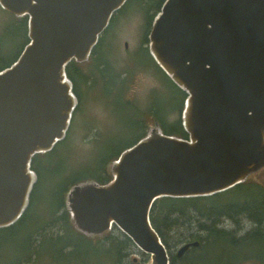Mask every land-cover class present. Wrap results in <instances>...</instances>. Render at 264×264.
<instances>
[{
  "label": "water",
  "instance_id": "obj_1",
  "mask_svg": "<svg viewBox=\"0 0 264 264\" xmlns=\"http://www.w3.org/2000/svg\"><path fill=\"white\" fill-rule=\"evenodd\" d=\"M127 0H0L27 18V44L0 70V229L26 211L34 156L51 151L70 127L77 99L66 67L85 62ZM148 51L185 93L187 138L155 126L109 166L106 184L69 189L65 207L87 237L114 227L148 257L169 264L150 223L161 198L228 191L264 168V0H165ZM198 242L184 244L181 257Z\"/></svg>",
  "mask_w": 264,
  "mask_h": 264
},
{
  "label": "trees",
  "instance_id": "obj_2",
  "mask_svg": "<svg viewBox=\"0 0 264 264\" xmlns=\"http://www.w3.org/2000/svg\"><path fill=\"white\" fill-rule=\"evenodd\" d=\"M164 1L127 0L122 8L113 15L107 29L99 38L89 58L85 61L90 62V68L84 70L81 67V63L73 61L67 65L66 75L72 83L73 93L77 99L76 108L79 107L80 103L82 104L83 94L86 89L88 90L92 86L94 80L92 72L96 71L103 83H107L110 89L113 84V87L117 88L116 90L119 94L121 93L122 102L137 110L139 114L143 115L141 119L145 120L140 108L134 106L135 102L131 103L130 101L123 100L124 91H122V88L126 85L125 82L127 80L125 78L128 79L129 77L130 79V75H127L125 71L120 72L115 70L112 59L108 60V58H103L101 54V50L105 47L106 36L112 33L111 29L114 21L134 13L139 14L142 17L144 31L139 52L149 57L152 62L151 65L163 74L180 100V105L177 109L176 107L173 108L171 103H168L165 105L163 113H157L153 110L154 107H152L148 109L149 115H147L159 122V125L156 124L155 126L163 134L185 139L187 135L182 127L181 112L186 95L162 72L148 51V35L151 30V25ZM20 20V23H13V28L21 29L22 31L20 34L23 39L21 48L15 57H13L12 61L0 66V70L11 65L28 42L27 18L22 17ZM3 32H5V29L4 31L2 30L1 35H3ZM85 62L82 63L89 65V62ZM151 65L150 67L153 69ZM112 73H114L113 78ZM122 81L123 83H121ZM175 111L180 113L179 120L172 125L165 124L164 118ZM73 116L65 138L58 142L51 151L38 154L31 161V170L35 173L36 182L30 195L29 205L21 218L14 225L0 229V264H43L45 261L50 264H124L129 251L134 248L130 240L115 227L112 231L106 232L101 236L87 237L79 233L74 228L66 210L65 197L71 187L80 183H108L111 180L109 170L111 163L118 158L122 151L145 137L149 131L150 128L145 130L143 123L141 124L142 133L134 141L120 149L117 154L102 159L97 166V168H100L98 172L89 175L88 177L90 178L88 179H71L68 184L63 185L61 188L53 186L52 191L49 192V198L46 200L48 201L49 207H45L47 209L41 210L38 214L34 213L37 209V194L42 185L39 167L41 159L48 158V156L53 157L58 146L68 144L67 137L74 121ZM167 128L171 131L170 134L165 133ZM39 159L40 161H38ZM69 169L65 170L62 174H67ZM57 172H59L58 169L56 170ZM251 184L249 182L247 184H240L228 191L210 197L158 199L151 209L150 223L167 250L169 264H218L221 261V257L216 255L212 250L215 244L226 242L231 247H240L242 245H256L264 241V186ZM231 194L235 196L230 197ZM240 217H244L252 223V229L244 236L237 237L234 231L229 232L218 227L222 223L221 219H229L234 225H237L236 223ZM194 218L197 220H201L202 218L204 220H211L207 224L197 225L198 229L203 231L204 237L200 238L194 234H189L186 237L178 235L174 240V244L178 246L182 243L184 245L198 242L199 245L189 248L181 257H177V253L171 254V247L169 245L170 233L176 231L177 228H180V226L188 221L193 223ZM50 229L53 230L50 231ZM250 259L259 262L257 258L252 257ZM246 260L249 259L246 258L237 263L226 262L223 264H239ZM136 264H146V259Z\"/></svg>",
  "mask_w": 264,
  "mask_h": 264
},
{
  "label": "rangeland",
  "instance_id": "obj_3",
  "mask_svg": "<svg viewBox=\"0 0 264 264\" xmlns=\"http://www.w3.org/2000/svg\"><path fill=\"white\" fill-rule=\"evenodd\" d=\"M141 18L139 14L134 13L119 20L116 19L111 29L112 33L105 38V47L101 50V54L103 58L112 59L115 70L125 71L127 75H130V79L129 77L128 79L125 78L127 80L126 85L122 88L124 91L123 100L135 102L134 106L140 108L145 120L141 119L143 115L139 114L137 110L122 102L121 93L119 94L113 84L110 89L107 83H103L97 72L93 71L92 86L88 90L86 89L82 104L80 103L79 107L76 108L77 111L75 110L74 121L67 137L68 144L58 146L53 157L40 158L42 185L37 194L35 214L43 211L45 207H49L46 200L49 198V192L52 191L53 186L61 188L68 184L71 179L90 178L89 175L99 171L100 168L97 166L102 159L117 154L120 149L134 141L142 133V123L145 130L153 128L156 124L159 125L158 121L148 116V109L154 107L153 110L157 113H163L165 105L168 103H171L173 108L179 107V96L174 92L163 74L151 65L152 62L149 57L139 52L144 32ZM20 21V18L0 9V66L12 61L21 48L23 39L20 34L22 31L13 28V23H20ZM4 29L5 32L1 35ZM81 67L88 70L90 62L89 65L81 63ZM113 76L114 73H112V78ZM179 114L178 111L172 112L164 118V123L167 125L174 124L179 120ZM165 133H171L169 128L165 130ZM69 167L71 168L69 169ZM57 169L59 172L56 173ZM67 169H69L67 174L63 175L62 173ZM247 182L264 186V168L251 175L245 184ZM234 196L231 194L230 197ZM198 221L203 222L194 218V223L188 221L170 233L171 254H176L183 245L182 243L175 246L174 240L178 235L186 237L189 234H194L200 238L204 237L203 231H200L196 226ZM221 221L222 223L218 227L229 232L234 231L237 237L244 236L252 229V223L244 217L238 218L237 225H234L229 219H221ZM212 250L221 257L218 264L237 263L246 258L249 260L239 264H264V241L256 245H242L240 247H231L224 242L215 244ZM252 257L257 258L259 262L250 259ZM145 259L147 263L148 257L134 247L133 250L129 251L124 264H136ZM43 264L50 263L45 261Z\"/></svg>",
  "mask_w": 264,
  "mask_h": 264
},
{
  "label": "flooded vegetation",
  "instance_id": "obj_4",
  "mask_svg": "<svg viewBox=\"0 0 264 264\" xmlns=\"http://www.w3.org/2000/svg\"><path fill=\"white\" fill-rule=\"evenodd\" d=\"M249 177H250V176H249ZM249 177H248V178H249ZM248 178H247V179H248ZM247 179H246V180H247ZM246 180H245V182H243L242 184L246 183ZM251 185H257V186L259 185V186H262L261 184H258V183H252ZM201 220H202L203 222H198V223H196V226H197V225L199 226V225H201V224H207V223L211 222V220H204V218H202ZM212 222H213V221H212ZM193 223H194V222H193ZM263 226H264V218H263Z\"/></svg>",
  "mask_w": 264,
  "mask_h": 264
},
{
  "label": "bare ground",
  "instance_id": "obj_5",
  "mask_svg": "<svg viewBox=\"0 0 264 264\" xmlns=\"http://www.w3.org/2000/svg\"><path fill=\"white\" fill-rule=\"evenodd\" d=\"M200 243V242H199Z\"/></svg>",
  "mask_w": 264,
  "mask_h": 264
}]
</instances>
